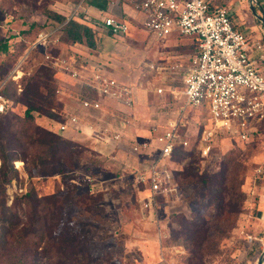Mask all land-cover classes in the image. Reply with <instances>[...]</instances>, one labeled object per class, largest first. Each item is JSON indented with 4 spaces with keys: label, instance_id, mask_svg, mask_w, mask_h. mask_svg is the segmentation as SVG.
I'll list each match as a JSON object with an SVG mask.
<instances>
[{
    "label": "rangeland",
    "instance_id": "374dc122",
    "mask_svg": "<svg viewBox=\"0 0 264 264\" xmlns=\"http://www.w3.org/2000/svg\"><path fill=\"white\" fill-rule=\"evenodd\" d=\"M217 1L221 3H218L219 5L230 10L234 23L242 21V9L246 10L244 11L246 13L251 11L250 15L253 13L249 0ZM256 1L260 3L262 0ZM81 2L82 0H0V46H6L4 49L0 48V84L3 79L11 81V92L19 96L36 71L41 66H47L45 61L47 54L71 60L79 67L86 69L94 67L95 70L110 72L117 82L132 87L139 108L138 126L133 125L134 121L122 126L120 118L123 117H117L118 115L112 117L107 113L102 115L101 112V115L96 113L87 115L78 100L77 85L62 74L56 75V83L61 90L59 100L65 105L63 110L55 107L56 112L60 114V121L66 114H75L82 117L84 122L96 125L100 129L119 131L127 144H147L156 149V146L160 145L154 144L152 122L160 118L159 114L165 120L174 117L177 103L172 100L167 85L155 81L151 66L186 63L193 53L191 39L159 42L137 21H132L131 29L125 36L112 37L105 31L96 33L95 50L83 45L77 46L83 57L88 54L92 62L90 64L81 61L79 56L75 59L77 61H74L75 54L71 49L74 45L65 41L64 34L59 35L57 44L47 48L33 46L38 35L36 30L30 35L24 34L33 24L55 26L52 20H48L44 15L45 8L70 17ZM110 2L118 3L111 13L123 16L121 8L128 6L129 1ZM261 6L264 5L257 4L255 8ZM257 11L260 12V9ZM135 14L142 24V15L136 12ZM85 15L88 17L85 21L93 26L96 21L100 22L110 13L89 12ZM13 76L20 77L14 81ZM154 85H161L164 89L162 95L154 94ZM138 93L139 102L136 95ZM118 109L111 112L120 113ZM11 111L15 117L16 129L29 130L30 124L25 119L24 103L14 104ZM188 112L191 116L184 132L192 147L202 127L208 125L209 118L204 106L189 109ZM55 120L58 119L35 114L37 125L81 145L77 150L82 153L70 157L66 155L57 164V169L62 173L47 178L39 174L38 168H34L30 158L28 161L20 159L14 162L19 177L5 187L8 205L25 194L31 185L35 186L41 196H49L56 192L66 193L74 189L76 194H88L98 199L97 206L101 209L92 217L83 210L79 211L73 207L67 215V219L71 218L69 228L77 229L81 238L90 242L93 251L95 250L94 257L98 255L99 250L106 248L111 255L110 264H139V259H148L153 264H188L189 248L183 238L178 239L173 234L181 228L178 225L180 217L191 219L193 212L198 209L187 201L193 187L183 188L180 199L158 202L159 206L153 210V216L145 217L139 201L146 192L139 194L134 169L139 167V160L146 165L151 159H139L140 156L136 157L129 152L128 145H117L114 148L109 143L96 142L95 137L104 141L98 134H94V138L86 131H69L61 134L57 130L58 122ZM234 153L235 155L241 153L244 161L242 176L246 195L245 205L234 229L220 242L214 255L207 257L205 264H256L264 250V126L250 143H232L228 136L219 134L211 144L210 156L195 158L202 170L215 173L220 170L223 160ZM174 167L180 168L179 165ZM212 213L213 210L209 209L206 215L210 217ZM96 216L100 218L99 221L95 219Z\"/></svg>",
    "mask_w": 264,
    "mask_h": 264
},
{
    "label": "built area",
    "instance_id": "2783aa9c",
    "mask_svg": "<svg viewBox=\"0 0 264 264\" xmlns=\"http://www.w3.org/2000/svg\"><path fill=\"white\" fill-rule=\"evenodd\" d=\"M129 6L142 15L139 25L155 36L159 42H169L188 38L197 42L195 54L184 64L176 62L166 66H151L156 82L166 84L172 100L177 103L175 116L164 126H154L155 141L159 144L158 153L149 164L135 168L134 178L139 192L146 195L139 201L145 217L153 216L158 202H171L180 199L182 194L174 182L170 165L172 154L177 146L189 149L191 142L183 134L191 113L189 109L204 106L209 123L196 140L197 150L202 158L210 156L211 144L219 134L228 136L236 143H250L264 125V44L249 43L247 37L236 29L231 12L224 6L214 5L213 0H128ZM112 5L118 3H111ZM81 3L70 16H78ZM85 19H88L85 16ZM63 26H47L40 31L34 47L47 48L59 41ZM94 33L105 31L112 37H122L129 32V24L123 16L110 14L96 21ZM46 65L58 74L71 79L79 87L94 92L97 100H79L87 111L120 118L122 126L131 121V112L136 105L135 93L128 84L117 82L112 75L96 69L87 74L79 70L68 59L47 54ZM20 76H13L17 81ZM6 81L0 84V114L6 113L12 102L4 94ZM166 91V90H165ZM80 95V89L78 91ZM161 85H154V94L162 95ZM59 95L61 90H59ZM112 107V108H111ZM118 110L112 113L111 110ZM110 109V111H109ZM61 134L69 131H86L96 142L129 147L136 157L146 154L148 145L127 144L119 131L100 129L84 122L75 114H66L57 123ZM178 170V169H177ZM142 186V188H140Z\"/></svg>",
    "mask_w": 264,
    "mask_h": 264
},
{
    "label": "trees",
    "instance_id": "16d2710c",
    "mask_svg": "<svg viewBox=\"0 0 264 264\" xmlns=\"http://www.w3.org/2000/svg\"><path fill=\"white\" fill-rule=\"evenodd\" d=\"M218 3L221 4L217 0L213 2L214 5H219ZM110 5V0H82V12L71 18L47 8L43 13L55 26H63L60 34H64L66 42L95 50L97 43L94 27L85 21V13L91 9L107 13ZM46 27L33 24L24 34L30 35L34 30L39 33ZM0 48L4 49L6 46ZM192 50V54H195V41L192 42ZM77 58L74 55V61ZM69 62L74 64L71 60ZM56 75L58 73L52 67L41 66L19 96L11 92L12 82L3 79V82L6 81L4 94L12 102V107L18 102L26 106L25 119L30 124V129H16L12 107L0 114V264H110L111 255L106 248L99 250L94 257L95 250L93 251L90 242L83 240L77 229H70L71 218L67 219L73 207L92 217L97 215L101 210L97 206L98 199L88 194H76L74 189L66 193L41 196L35 186L31 185L11 205L7 202L5 187L19 177L14 162L20 159L28 161L30 158L39 174L47 178L62 173L57 169V164L66 155L70 157L82 153L77 150L81 145L35 123V114L58 119L55 120L57 122L63 121H60V114L55 109L65 108L59 100L60 86L56 83ZM77 87L80 89L78 100L98 99L90 89ZM84 111L87 115H101ZM195 156L201 157L196 143L187 150L177 146L170 160L172 164L180 166L179 170L173 171L174 182L181 191L185 187H193L187 201L198 207L191 219L180 217L178 225L181 228L173 235L178 239L183 238L189 248L188 264H205L207 257L214 255L220 242L234 229L243 212L246 201L242 176L244 161L241 153L231 154L223 160L218 172L211 173L201 169ZM209 209L213 210L210 217L206 215ZM95 219L100 220L98 216Z\"/></svg>",
    "mask_w": 264,
    "mask_h": 264
},
{
    "label": "crops",
    "instance_id": "0c3cea01",
    "mask_svg": "<svg viewBox=\"0 0 264 264\" xmlns=\"http://www.w3.org/2000/svg\"><path fill=\"white\" fill-rule=\"evenodd\" d=\"M258 4L259 5H264V0L260 1V3L258 2ZM114 6H116V4H114V5L111 4L107 13H100V12H98L96 10H93V9L89 10L87 13L96 12L98 14H109V13L112 14L111 12H112V9H113ZM125 7H127V8H125ZM125 7L121 8V12L124 14L123 15V19H124L125 22H127L129 24V30H130L131 29V26H130L131 22L132 21H137L138 24H139V19L136 16L135 11L129 6V4H128V6H125ZM257 9H260V12L257 11ZM244 11H246V10H244V9L241 10V12H243L242 21L240 23L238 21L235 22L236 29L239 32L243 33L247 37V39H248L250 44H252L254 42H261V43L264 44V26H263V24H262V22L260 20V17L264 16V6H261V8H255V12H256L255 14H254L253 11H252L253 13L251 15L249 14L251 11L247 12V13L244 12ZM77 46H81V45L76 44L74 46H71V49H72L73 53L75 54V56H77V57L79 56V59H81V61L82 60L85 61L84 63L90 62V64H91L92 62H91V59L89 60L88 54L85 57H83V53H81L79 51V47L77 48ZM80 55H82V56H80ZM73 65L76 68H78L79 70H82V71L86 72L87 74H90V73L95 71L94 67H93V69H86V68H83V67H79V66H77L75 64H73ZM86 65H88V64H86ZM262 69L264 70V66L262 67ZM105 72H107V71H105ZM107 73L112 75L110 72H107ZM136 95H137V99H138V102H139V93L136 94ZM138 115H139V108H138L137 102H136L135 108L131 112V123H133V121H134L133 125L134 124L137 125V126L139 125V119L137 120V116ZM159 117L160 118H156L152 122L153 124H152L151 129L154 126H164L166 124V122L168 121V119H166V120L162 119L160 114H159ZM132 119H134V120H132ZM135 120H136V122H135ZM154 144L156 146L155 139H154ZM153 147L154 146H149L148 145V149L146 150V154L140 156L139 159H143V158L152 159L158 153V151L160 149L159 146L158 147L156 146V149H154ZM141 166H143V162L141 160H139V167H141ZM174 166H178V165H170V169L171 170H177V169L179 170L180 169L179 167L177 168V167H174ZM139 194H142V192H139ZM139 264H153V263H151L148 259H146V260H140L139 259Z\"/></svg>",
    "mask_w": 264,
    "mask_h": 264
},
{
    "label": "water",
    "instance_id": "95a60500",
    "mask_svg": "<svg viewBox=\"0 0 264 264\" xmlns=\"http://www.w3.org/2000/svg\"><path fill=\"white\" fill-rule=\"evenodd\" d=\"M250 3H251V8H252V11L254 12V14L256 13L255 12V6L258 4L256 0H249ZM260 20L264 26V16H261L260 17ZM256 264H264V250L261 254V256L259 257V259L257 260Z\"/></svg>",
    "mask_w": 264,
    "mask_h": 264
}]
</instances>
